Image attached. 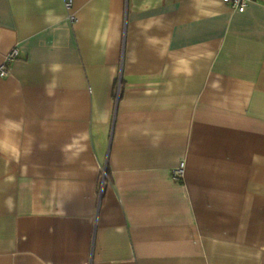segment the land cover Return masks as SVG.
<instances>
[{
	"label": "crops",
	"instance_id": "obj_1",
	"mask_svg": "<svg viewBox=\"0 0 264 264\" xmlns=\"http://www.w3.org/2000/svg\"><path fill=\"white\" fill-rule=\"evenodd\" d=\"M66 1L0 0V264H264V0Z\"/></svg>",
	"mask_w": 264,
	"mask_h": 264
},
{
	"label": "clouds",
	"instance_id": "obj_2",
	"mask_svg": "<svg viewBox=\"0 0 264 264\" xmlns=\"http://www.w3.org/2000/svg\"><path fill=\"white\" fill-rule=\"evenodd\" d=\"M56 70H58V66H54L51 69V71ZM7 112L8 109L4 108L2 110L3 114H0V154L9 156L12 160L18 162L22 155L26 156L31 153V148L24 150L21 148L20 134L25 132L24 121L22 119L10 118L6 115ZM40 148L42 150L46 149L43 145Z\"/></svg>",
	"mask_w": 264,
	"mask_h": 264
},
{
	"label": "built area",
	"instance_id": "obj_3",
	"mask_svg": "<svg viewBox=\"0 0 264 264\" xmlns=\"http://www.w3.org/2000/svg\"><path fill=\"white\" fill-rule=\"evenodd\" d=\"M223 3L227 6H229L231 9L238 11V12H243L248 4L253 1V0H222ZM66 8L69 9L71 7V0L66 1ZM17 57V51L13 50L7 58V61L4 65L0 66V77H5L7 75V68L6 64L11 62ZM184 173V162L181 161L178 166L174 169L172 175L176 179H180L183 177Z\"/></svg>",
	"mask_w": 264,
	"mask_h": 264
}]
</instances>
